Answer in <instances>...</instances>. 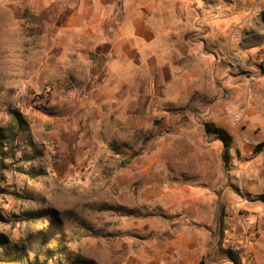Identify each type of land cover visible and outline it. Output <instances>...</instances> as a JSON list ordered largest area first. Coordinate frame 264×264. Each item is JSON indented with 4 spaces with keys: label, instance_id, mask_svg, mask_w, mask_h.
<instances>
[{
    "label": "rangeland",
    "instance_id": "rangeland-1",
    "mask_svg": "<svg viewBox=\"0 0 264 264\" xmlns=\"http://www.w3.org/2000/svg\"><path fill=\"white\" fill-rule=\"evenodd\" d=\"M66 14L0 0V264H138L152 194L197 156L185 139L205 118L161 98L170 75L151 58L113 83ZM254 104L262 148L255 175L241 168L238 190L256 189L243 202H264V100Z\"/></svg>",
    "mask_w": 264,
    "mask_h": 264
},
{
    "label": "crops",
    "instance_id": "crops-1",
    "mask_svg": "<svg viewBox=\"0 0 264 264\" xmlns=\"http://www.w3.org/2000/svg\"><path fill=\"white\" fill-rule=\"evenodd\" d=\"M47 1L65 6L67 26L82 33L76 42L81 52L101 60L113 83H123L126 72L151 58L170 75L161 98L190 103L205 118L185 139L197 156L190 166L168 169L152 194V233L132 258L138 264H240L238 255L222 248L223 219L228 206L242 205L244 191L256 192L238 189L241 168L255 175L262 148L257 133L263 129L253 116L254 101L264 100V0ZM207 125L230 137L228 164L222 140ZM260 202L242 205L256 234V264H264Z\"/></svg>",
    "mask_w": 264,
    "mask_h": 264
},
{
    "label": "built area",
    "instance_id": "built-area-1",
    "mask_svg": "<svg viewBox=\"0 0 264 264\" xmlns=\"http://www.w3.org/2000/svg\"><path fill=\"white\" fill-rule=\"evenodd\" d=\"M264 72V60L262 62ZM251 217L241 210L240 204H232L224 213L225 237L222 248L240 257V264H256L254 241L256 234L251 228Z\"/></svg>",
    "mask_w": 264,
    "mask_h": 264
},
{
    "label": "trees",
    "instance_id": "trees-1",
    "mask_svg": "<svg viewBox=\"0 0 264 264\" xmlns=\"http://www.w3.org/2000/svg\"><path fill=\"white\" fill-rule=\"evenodd\" d=\"M11 115L17 116V113L11 112ZM206 129H207V131H213L216 134H218L219 138L222 140V142L224 144L223 159H224L225 163H227L228 157H229L228 148H229L230 142H231L230 137L218 128H210L209 125H207ZM17 256H21V254L17 253Z\"/></svg>",
    "mask_w": 264,
    "mask_h": 264
}]
</instances>
